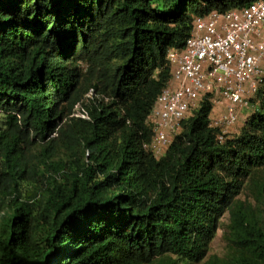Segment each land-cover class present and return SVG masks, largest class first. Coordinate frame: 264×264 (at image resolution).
<instances>
[{
	"label": "trees",
	"instance_id": "trees-1",
	"mask_svg": "<svg viewBox=\"0 0 264 264\" xmlns=\"http://www.w3.org/2000/svg\"><path fill=\"white\" fill-rule=\"evenodd\" d=\"M256 1L0 0V264H264V84L239 135L206 99L144 149L169 51Z\"/></svg>",
	"mask_w": 264,
	"mask_h": 264
},
{
	"label": "built area",
	"instance_id": "built-area-1",
	"mask_svg": "<svg viewBox=\"0 0 264 264\" xmlns=\"http://www.w3.org/2000/svg\"><path fill=\"white\" fill-rule=\"evenodd\" d=\"M168 57L172 79L149 116L153 139L147 148L156 157L165 155L182 122L206 99L210 127L223 143L237 131L244 111H254L252 101L264 84V0L197 17L185 47L171 49Z\"/></svg>",
	"mask_w": 264,
	"mask_h": 264
},
{
	"label": "rangeland",
	"instance_id": "rangeland-1",
	"mask_svg": "<svg viewBox=\"0 0 264 264\" xmlns=\"http://www.w3.org/2000/svg\"><path fill=\"white\" fill-rule=\"evenodd\" d=\"M243 121V116L241 117ZM241 126V124H240ZM239 126V127H240ZM240 129V128H237ZM241 132V131H240ZM234 134H237L236 131L233 132ZM222 222H224V225L221 227L220 231L217 233V236L215 238V241L213 242L211 246V252L210 255H218L220 257H223L227 250V244L225 242V225L229 222V216H226ZM153 264H158V261L156 260Z\"/></svg>",
	"mask_w": 264,
	"mask_h": 264
},
{
	"label": "clouds",
	"instance_id": "clouds-1",
	"mask_svg": "<svg viewBox=\"0 0 264 264\" xmlns=\"http://www.w3.org/2000/svg\"><path fill=\"white\" fill-rule=\"evenodd\" d=\"M76 109H77V111L73 114V116H76V117H80V118H82V119H89L90 117L88 116V114L86 113V111L84 110V111H82L81 110V106H77L76 107ZM245 112V111H244ZM246 114L245 113H243L242 114V116H243V121H242V119L240 120V123H239V125H238V128H240V129H237V131H239L238 133H237V131H236V133L237 134H234V133H232L230 136H237V135H239L240 134V131L242 130V128H243V125H244V123H245V121L251 116V114L254 112V111H252V112H249V111H247L246 110ZM0 117H1V115H0ZM0 122L2 123V118L0 119ZM240 124H241V126H240ZM240 126V127H239ZM152 142V141H151ZM150 142V143H151ZM149 143V144H150ZM149 144H146L145 146H144V149H145V151L147 152V153H150V154H152L154 157H156L152 152H150L149 151V149L147 148V146L149 145ZM162 157V156H161ZM161 157H156V158H161ZM221 229V228H220ZM220 231V230H219ZM218 231V232H219Z\"/></svg>",
	"mask_w": 264,
	"mask_h": 264
},
{
	"label": "crops",
	"instance_id": "crops-1",
	"mask_svg": "<svg viewBox=\"0 0 264 264\" xmlns=\"http://www.w3.org/2000/svg\"><path fill=\"white\" fill-rule=\"evenodd\" d=\"M244 113L246 114L247 112L245 111Z\"/></svg>",
	"mask_w": 264,
	"mask_h": 264
}]
</instances>
